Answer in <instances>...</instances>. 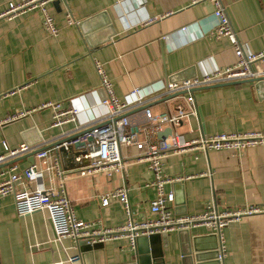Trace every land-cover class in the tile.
<instances>
[{"label": "crops", "instance_id": "0c3cea01", "mask_svg": "<svg viewBox=\"0 0 264 264\" xmlns=\"http://www.w3.org/2000/svg\"><path fill=\"white\" fill-rule=\"evenodd\" d=\"M18 1L0 0V14L8 3ZM221 2L242 49L248 53L264 50V0ZM48 10L59 30L57 36L44 31L36 11L0 18V155L5 153L3 142L8 149L24 144L34 150H52L103 118L106 108L100 102L105 96L95 62L103 66L121 101L130 100L134 90L146 98L155 97L171 77L201 78L234 62L229 41L211 36L216 21L210 0H65ZM67 14L74 25L66 24ZM192 95L196 113L177 129L185 140L264 132V77L200 88ZM185 96L167 102L153 98L145 107L154 115L173 112L178 105L185 106ZM46 104L76 109L75 121L51 127L53 110L40 108ZM143 108L127 113L132 122L142 119ZM159 133L152 135V142L162 139ZM52 151L50 165L57 157L64 169L73 167L76 149ZM120 153L123 171L66 185L76 218L101 230L127 222L120 203L97 198L117 188H127L134 222L156 219L149 211L154 189L144 187L153 174L135 162L138 151L134 147H122ZM36 161L35 155H23L11 165L23 170ZM163 173L181 179L164 188L174 197L168 205L174 217L201 215L207 208L222 213L258 207L261 212L232 220L223 229L220 262L264 264L263 148L173 155L164 160ZM37 186L57 189L55 170L32 184ZM214 237L205 228L194 227L139 236L133 247L124 237L92 248L69 239L57 243L44 213L18 217L12 196L0 203V264H66V256L75 254L80 255L81 264H195L198 253L206 256L202 264H215L213 250L218 240ZM207 255L213 259H206Z\"/></svg>", "mask_w": 264, "mask_h": 264}, {"label": "built area", "instance_id": "2783aa9c", "mask_svg": "<svg viewBox=\"0 0 264 264\" xmlns=\"http://www.w3.org/2000/svg\"><path fill=\"white\" fill-rule=\"evenodd\" d=\"M64 1L19 0L10 2L0 14V18L9 19L36 11L41 15L44 31L50 36H57L59 30L48 7L54 2L64 3ZM210 1L214 4L213 16L216 21L211 36L215 39L226 38L229 41L234 53V62L231 65L201 78L194 77L178 82L166 81L155 97L146 98L140 95L138 90H134L130 94V100L121 101L116 97L113 85L103 66L95 62L94 68L105 96L100 102L106 108L105 116L80 135L52 147L54 151L62 149L68 152L76 149L77 153L73 156V167L64 169L57 157L50 165L49 153L53 151L40 150L35 154L37 161L23 170H19L15 165L0 170V203L5 197L12 196L18 217H25L36 212L44 213L54 233L53 241L57 243L69 239L75 244L84 243L86 246H93L124 237L133 247L139 236L167 235L172 232L188 231L194 227H203L217 237L218 260L222 261L224 256L223 229L232 220L259 213L261 210L258 207H247L220 213L213 208H207L201 215L174 217L168 208V205L174 201V197L172 194L167 195L164 188L165 185L181 179L170 178L163 173L164 160L173 155L195 152L205 154L213 150L240 153L253 147L264 149V132L224 133L193 140H185L177 132L181 122L196 113L193 90L264 77V50L258 53L245 52L230 25L221 0ZM65 20L67 25L75 24L70 14L66 15ZM183 93L186 95L185 106L178 105L173 112L154 115L150 109L145 107L150 99ZM134 107H144L142 119L139 122H132L127 115ZM40 108L53 110L51 127L73 122L78 114L76 109H61V106L57 104H46ZM24 114L25 112H22L21 115ZM164 129L170 130V134L164 139L152 142V135ZM140 135L144 136L143 140H139ZM2 146L5 153L0 155V165L34 151L32 147L24 144L16 149H8L4 142ZM131 146L138 151L135 162L144 164L153 174V180L144 187L154 189L155 197L150 203L149 211L156 215V219L134 222L128 203V190L122 187L109 193L99 194L97 198L103 203L116 200L121 204L128 217L124 226L101 230L96 228L94 223L78 220L66 192L67 183L77 179H92L98 174L111 175L113 172L123 171L125 164L121 160L120 150L122 147ZM50 169L56 172L57 189L32 187V184L40 181L44 173ZM64 263L81 264V257L79 254L67 255Z\"/></svg>", "mask_w": 264, "mask_h": 264}, {"label": "water", "instance_id": "95a60500", "mask_svg": "<svg viewBox=\"0 0 264 264\" xmlns=\"http://www.w3.org/2000/svg\"><path fill=\"white\" fill-rule=\"evenodd\" d=\"M54 5H57L58 4V2H54L53 3ZM183 80H185V79H183V78H180V77H178V76H174V77H171V78H169V82H178V81H183ZM187 80V79H186ZM243 82H247V81H243ZM243 82H236V83H229V84H224V85H230V84H238V83H243ZM219 86H223V85H218V87ZM180 95H182V94H175V95H170V96H166V97H164V98H161V102H167V101H170V100H172V99H175V98H177V97H179ZM81 133H78V134H76V135H73L72 137H69V138H67V139H65L64 141H60L59 143H57L58 145H60V144H62L63 142H66V141H68V140H70V139H72V138H74V137H76V136H78V135H80ZM170 134V130H168V129H165L163 132H160L159 134H158V137H160V138H162V139H164V138H166L168 135ZM62 150V149H61ZM40 150H34V151H32V152H30V153H27V154H25L24 156H29V157H32L33 158V156L37 153V152H39ZM23 157V156H22ZM21 156L20 157H18V158H15V159H13V160H11L10 162H7V163H5V164H2V165H0V168L1 167H4V166H7V165H11V164H14V163H16L20 158H22ZM185 232V231H184ZM213 237L215 236V235H213V234H211ZM216 237V236H215ZM214 237V238H215ZM216 239V238H215ZM78 244H82V245H85L84 243H78ZM97 246V244L96 245H93V246H87V247H89V248H92V247H96ZM195 253H196V250H195ZM209 255H207V258L206 259H213V257H208ZM213 256H214V260H215V264H221V262L218 260V252H217V246L214 248V250H213ZM204 257H206V256H204V255H199V253L198 254H196L195 256H194V260H195V264H202V260H203V258Z\"/></svg>", "mask_w": 264, "mask_h": 264}]
</instances>
